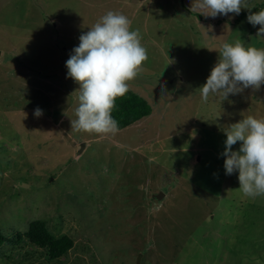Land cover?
Listing matches in <instances>:
<instances>
[{
    "label": "rangeland",
    "instance_id": "1",
    "mask_svg": "<svg viewBox=\"0 0 264 264\" xmlns=\"http://www.w3.org/2000/svg\"><path fill=\"white\" fill-rule=\"evenodd\" d=\"M193 2L0 0V264H264V196H243L221 155L230 125L264 118V84L206 103L199 90L223 43L264 49L247 20L264 0L241 18ZM108 11L140 32L147 60L129 89L151 113L103 137L71 129L65 63ZM37 220L72 248L47 259L23 237Z\"/></svg>",
    "mask_w": 264,
    "mask_h": 264
},
{
    "label": "clouds",
    "instance_id": "2",
    "mask_svg": "<svg viewBox=\"0 0 264 264\" xmlns=\"http://www.w3.org/2000/svg\"><path fill=\"white\" fill-rule=\"evenodd\" d=\"M248 8L247 0H194L192 11L205 17L238 15ZM247 20L260 25L257 36L264 34V9L251 13ZM131 20L122 13L108 11L84 34L66 61L67 76L79 85L76 119L71 120L74 132H86L103 137L119 132L112 112L116 99L129 91V82L142 71L147 51L141 44L139 30H130ZM219 58L206 82L199 88L201 99L210 95L221 101L264 84V49L245 47L240 40L223 43ZM39 117L42 110L37 108ZM223 155L226 175L238 171L239 190L251 199L264 196V118H242L225 131ZM240 143L238 151L232 146Z\"/></svg>",
    "mask_w": 264,
    "mask_h": 264
},
{
    "label": "trees",
    "instance_id": "3",
    "mask_svg": "<svg viewBox=\"0 0 264 264\" xmlns=\"http://www.w3.org/2000/svg\"><path fill=\"white\" fill-rule=\"evenodd\" d=\"M261 4L259 5V7ZM239 18L246 15L242 12L238 14ZM115 108L112 116L118 121L119 131L127 128L142 118L150 115L151 108L142 97L138 96L130 89L123 96L116 99ZM20 238L19 235H17ZM30 244L45 250V257L49 260L58 259L65 255L72 248V241L66 237L54 238L46 230L42 221H33L29 223L26 232L23 234ZM4 238L0 234V245L4 242Z\"/></svg>",
    "mask_w": 264,
    "mask_h": 264
},
{
    "label": "water",
    "instance_id": "4",
    "mask_svg": "<svg viewBox=\"0 0 264 264\" xmlns=\"http://www.w3.org/2000/svg\"><path fill=\"white\" fill-rule=\"evenodd\" d=\"M156 200H160L163 197V194L161 192H158L153 196Z\"/></svg>",
    "mask_w": 264,
    "mask_h": 264
}]
</instances>
